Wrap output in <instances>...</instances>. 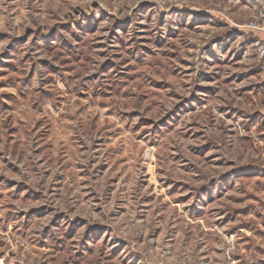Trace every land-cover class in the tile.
Here are the masks:
<instances>
[{"label": "rangeland", "instance_id": "rangeland-1", "mask_svg": "<svg viewBox=\"0 0 264 264\" xmlns=\"http://www.w3.org/2000/svg\"><path fill=\"white\" fill-rule=\"evenodd\" d=\"M251 0H0V264H264Z\"/></svg>", "mask_w": 264, "mask_h": 264}, {"label": "built area", "instance_id": "built-area-1", "mask_svg": "<svg viewBox=\"0 0 264 264\" xmlns=\"http://www.w3.org/2000/svg\"><path fill=\"white\" fill-rule=\"evenodd\" d=\"M251 5L260 11V15L251 20L245 28L257 35H262V38L256 40L254 46L256 55L262 64L261 71L264 74V0H251Z\"/></svg>", "mask_w": 264, "mask_h": 264}]
</instances>
